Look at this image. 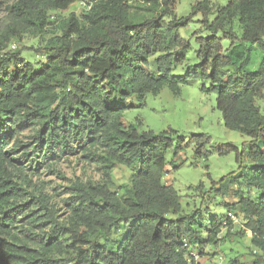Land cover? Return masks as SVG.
Listing matches in <instances>:
<instances>
[{
    "label": "trees",
    "instance_id": "obj_1",
    "mask_svg": "<svg viewBox=\"0 0 264 264\" xmlns=\"http://www.w3.org/2000/svg\"><path fill=\"white\" fill-rule=\"evenodd\" d=\"M76 1L15 0L11 23L4 28L0 20V264H198L194 252L215 246L223 228L229 237L231 213L242 215L251 247L259 252L251 264H264V115L256 106L264 96V0H228L215 14L203 8V34L194 35L196 64L182 76L174 71L191 42L180 31L188 29L196 8L176 18L178 0H143L157 11L138 22L127 20L126 0H102L82 20L71 14L39 66L24 63L20 52H5L23 34L43 32L50 12L66 11ZM196 79L209 82L205 91L216 95L225 129L248 139L240 150L217 149L234 153L238 170L211 189L233 184L237 200L225 205V219L206 227L195 212L183 214L181 197L162 183L171 134L140 131L123 121L128 100L142 103L163 87L177 93ZM23 123L41 125L36 140L43 162L63 152L90 154L111 129L102 156L105 180L73 185L70 224L57 220L47 197L27 190L28 177L14 165L10 145ZM191 141L195 155L207 158L208 139ZM246 160L250 169L244 173ZM114 167L129 172L121 195L110 188ZM244 184L259 191L254 200ZM35 228L42 233L34 234Z\"/></svg>",
    "mask_w": 264,
    "mask_h": 264
},
{
    "label": "rangeland",
    "instance_id": "obj_2",
    "mask_svg": "<svg viewBox=\"0 0 264 264\" xmlns=\"http://www.w3.org/2000/svg\"><path fill=\"white\" fill-rule=\"evenodd\" d=\"M15 0H0V20L7 27L11 21L7 16L9 8ZM128 6L127 20L138 22L152 18L157 10H153L150 4L143 0H126ZM102 0H77L66 11L50 12L47 16L48 25L43 32L33 29L23 34L21 38L9 44L5 52H20V59L24 63L34 66L45 64V48L48 42L60 36L71 14L80 20L84 14L94 13ZM228 0H178L174 8L176 18L186 17L192 7L196 8V16L187 30H181L180 35L191 42V49L185 54L183 64L174 71V75L188 74L196 64L194 39L202 33L201 11L203 8L212 10L225 5ZM168 20V19H167ZM194 35H196L194 37ZM0 34V42L4 39ZM228 42H225V47ZM209 82L196 79L188 85L180 86L177 93L171 92L167 87L161 88L157 95L148 94L144 102L135 99L128 100L131 108L123 114L125 124H138L140 131H151L154 134L168 132L172 142V148L165 153L166 174L162 179L164 185L171 186L181 197L183 214L195 212L201 217L205 227L212 220L225 219L227 211L225 205L236 202V186L226 183L219 191L217 183L223 176L236 172L238 163L234 153L220 155L217 151L224 145H233L241 149L244 141H248L239 132L225 129L223 117L216 109V95L208 93ZM256 106L264 115V96L256 101ZM19 120V118H18ZM15 136L12 144L14 151V165L21 169L29 181L27 190L33 195L39 193L47 197L52 206L57 220L61 224H70L72 217V187L73 185L98 183L105 180L102 156L106 151V141L111 129L107 130L102 140L94 147L89 148V153L78 152L69 154L63 152L48 160L39 150V142L36 134L41 128L40 124L25 126ZM203 135L208 139L204 151L208 152L207 158L195 155V144L191 141L193 136ZM36 150V158L31 152ZM61 148V146H60ZM248 148V146H247ZM36 162L40 166L36 168ZM244 161V173L249 172L250 166ZM129 172L123 167H114L109 176L110 188L117 195L122 194L121 187L127 181ZM242 189L246 194L255 199L259 192L257 189H247L245 184ZM234 220L229 237L226 236L227 228H223L217 236L215 246H206L200 253L194 252L198 264H251L259 258V252L251 247V233L242 227V215L231 213ZM22 224H26L24 221ZM34 234H41L34 229Z\"/></svg>",
    "mask_w": 264,
    "mask_h": 264
},
{
    "label": "built area",
    "instance_id": "obj_3",
    "mask_svg": "<svg viewBox=\"0 0 264 264\" xmlns=\"http://www.w3.org/2000/svg\"><path fill=\"white\" fill-rule=\"evenodd\" d=\"M228 217H229L230 219L234 220L232 214H228Z\"/></svg>",
    "mask_w": 264,
    "mask_h": 264
}]
</instances>
